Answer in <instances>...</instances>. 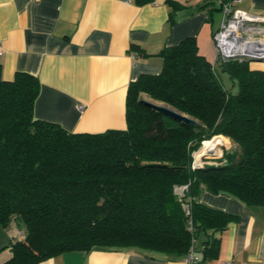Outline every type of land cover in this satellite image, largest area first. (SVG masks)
<instances>
[{"label":"trees","instance_id":"1","mask_svg":"<svg viewBox=\"0 0 264 264\" xmlns=\"http://www.w3.org/2000/svg\"><path fill=\"white\" fill-rule=\"evenodd\" d=\"M160 56L159 72L140 73L127 86L126 127L100 132L35 118L38 78L21 71L0 77V225L25 227L0 264H37L94 247H139L182 259L192 236L201 238L202 264L217 255L216 234L237 220L199 202L202 187L264 206V70L248 60L213 64L193 36ZM141 93L196 122L144 105ZM215 135L230 138L233 149L193 167L192 152L199 162L203 144L215 147L207 141ZM180 185H187L183 196L175 191Z\"/></svg>","mask_w":264,"mask_h":264},{"label":"crops","instance_id":"2","mask_svg":"<svg viewBox=\"0 0 264 264\" xmlns=\"http://www.w3.org/2000/svg\"><path fill=\"white\" fill-rule=\"evenodd\" d=\"M222 1L0 0V77L11 80L21 71L38 78L35 118L72 132L125 128L127 86L140 73L160 71L161 50L193 36L199 52L214 63L213 33L221 23ZM234 4L264 15V0ZM251 65L264 70L262 60ZM197 199L237 216L216 234L217 255L202 264L227 258L235 264H264V206L204 187ZM194 247L200 259L201 238ZM37 264L185 263L139 247H94L61 252Z\"/></svg>","mask_w":264,"mask_h":264},{"label":"built area","instance_id":"3","mask_svg":"<svg viewBox=\"0 0 264 264\" xmlns=\"http://www.w3.org/2000/svg\"><path fill=\"white\" fill-rule=\"evenodd\" d=\"M241 0H223L221 2L222 19L219 27L213 33L215 60H248L250 62L258 61L257 58L264 59V15L254 13L235 6L234 3ZM2 52V41L0 39V54ZM213 63V64H214ZM213 136L207 140L213 142L215 147L210 148L203 144L204 153L200 155L206 156L210 152L216 153L218 149L219 156L222 155V148L224 146L223 139ZM220 141L217 143V139ZM217 148V149H216ZM201 150V149H200ZM199 151V150H198ZM195 151L192 152L193 167L201 165L202 161L199 157V162H196ZM187 185H180L175 187V191L179 196H183ZM185 210L188 212V205L184 204ZM192 232V225L189 226ZM22 230L17 231V235H22ZM195 238L191 237V245L182 258L185 264H198V256L194 248ZM221 264H235L232 258H227Z\"/></svg>","mask_w":264,"mask_h":264},{"label":"rangeland","instance_id":"4","mask_svg":"<svg viewBox=\"0 0 264 264\" xmlns=\"http://www.w3.org/2000/svg\"><path fill=\"white\" fill-rule=\"evenodd\" d=\"M220 77H221V80H222V84L225 87H227V88H231L232 87L231 84H230L231 83L230 79H229V77H228V75L226 73L220 72ZM141 97L146 99V100H149V101L161 104V105H165V106L173 109L168 104H166L164 102H161V101H158V100H154L151 97H149L148 95H146L145 93H141ZM223 144H224V146H223L222 150H224V149L225 150H231V149H233V147L235 145V143L228 137H227V141L223 140ZM218 152L219 151L217 149L215 154L210 152L208 155H206L204 157L201 156L200 157L201 161H208V162L215 161V162H217V160L220 157L219 155H217ZM18 230H22V232H24L25 227H24L23 224L18 223V222L13 221V220H11L7 226H1L0 225V260H3L4 258H6L9 255L10 251H9L8 245L10 244V240L13 237L17 236V231Z\"/></svg>","mask_w":264,"mask_h":264},{"label":"water","instance_id":"5","mask_svg":"<svg viewBox=\"0 0 264 264\" xmlns=\"http://www.w3.org/2000/svg\"><path fill=\"white\" fill-rule=\"evenodd\" d=\"M257 60H262L264 61V59H260V58H257ZM141 102L148 106V107H151L155 110H158L164 114H167V115H170L178 120H182L184 122H196L195 119L191 118L190 116L184 114V113H180L179 111L177 110H174V109H171L165 105H161V104H158V103H155V102H152V101H149V100H146L144 98H141L140 99ZM205 165L207 166H213L215 165L214 163H205Z\"/></svg>","mask_w":264,"mask_h":264}]
</instances>
